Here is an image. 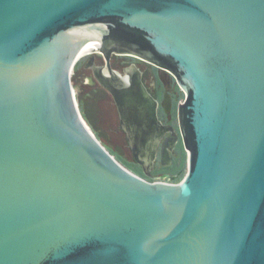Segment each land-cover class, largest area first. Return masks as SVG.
Here are the masks:
<instances>
[{
  "label": "water",
  "instance_id": "95a60500",
  "mask_svg": "<svg viewBox=\"0 0 264 264\" xmlns=\"http://www.w3.org/2000/svg\"><path fill=\"white\" fill-rule=\"evenodd\" d=\"M107 45L184 93L179 183L132 173L83 119L73 73ZM0 264H264V0H0Z\"/></svg>",
  "mask_w": 264,
  "mask_h": 264
},
{
  "label": "flooded vegetation",
  "instance_id": "af4514ba",
  "mask_svg": "<svg viewBox=\"0 0 264 264\" xmlns=\"http://www.w3.org/2000/svg\"><path fill=\"white\" fill-rule=\"evenodd\" d=\"M93 50L82 56L73 73V78L83 86L82 103L91 107V116L93 107L110 101L115 112L118 139L125 144L119 153L133 159L137 170L142 172L141 178L151 182L168 181V177L177 175L174 173V163L182 142L178 119L180 103L177 88H180L175 77L170 71L139 56L116 53L108 45L104 49ZM123 91L136 102L135 117L128 110L119 108L118 98ZM171 128L177 131L179 141L172 165L161 167L162 146L171 139ZM156 141L159 144L152 168L145 161L144 154H154L151 149L147 151L146 146ZM145 173H150L151 178Z\"/></svg>",
  "mask_w": 264,
  "mask_h": 264
},
{
  "label": "rangeland",
  "instance_id": "374dc122",
  "mask_svg": "<svg viewBox=\"0 0 264 264\" xmlns=\"http://www.w3.org/2000/svg\"><path fill=\"white\" fill-rule=\"evenodd\" d=\"M72 81L82 117L90 127L92 132L95 134L97 139L106 147L107 150L112 149L113 151L117 152L116 154H114V157L125 168L138 176H142V172L137 170V166L132 158L126 156V160H123L120 157L122 155L118 153L119 150L124 148L125 144L122 143V141H119L116 133L117 128L115 123V112L112 103L110 101H104L99 107H93V115L90 116L89 110L91 109V107H89L88 105L85 106L81 101V96L83 95V86H81L82 84H80L74 78L72 79ZM87 118L90 120V123ZM98 135L101 137L100 139ZM179 150L180 155L182 154V160L179 166L174 163V173L180 175V180H182L187 172L186 168L188 164V154L185 151L182 142H180Z\"/></svg>",
  "mask_w": 264,
  "mask_h": 264
},
{
  "label": "trees",
  "instance_id": "16d2710c",
  "mask_svg": "<svg viewBox=\"0 0 264 264\" xmlns=\"http://www.w3.org/2000/svg\"><path fill=\"white\" fill-rule=\"evenodd\" d=\"M177 90H178V92H179V97H178V102H181L182 100H184V98H185V95H184V93L183 92H181L178 88H177ZM87 120L89 121V123H90V120L87 118ZM94 128V127H93ZM95 131H96V129H95ZM99 136V135H98ZM101 137L99 136V139H100ZM113 156H114V154H116L117 152H115V151H113L112 149L111 150H108ZM119 153V152H118ZM185 153V152H184ZM120 154V153H119ZM120 155H122V154H120ZM182 155V154H181ZM181 155H180V150H178V157L176 158V160H175V163L179 166L180 165V163H181V160H182V157H181ZM123 160H126V157H124L123 155L122 156H120ZM138 176V175H137ZM140 177V176H139ZM181 180H180V178H179V180H178V183L180 182Z\"/></svg>",
  "mask_w": 264,
  "mask_h": 264
},
{
  "label": "built area",
  "instance_id": "2783aa9c",
  "mask_svg": "<svg viewBox=\"0 0 264 264\" xmlns=\"http://www.w3.org/2000/svg\"><path fill=\"white\" fill-rule=\"evenodd\" d=\"M155 182H165V183H169V181H162V180L161 181H155Z\"/></svg>",
  "mask_w": 264,
  "mask_h": 264
},
{
  "label": "bare ground",
  "instance_id": "6f19581e",
  "mask_svg": "<svg viewBox=\"0 0 264 264\" xmlns=\"http://www.w3.org/2000/svg\"><path fill=\"white\" fill-rule=\"evenodd\" d=\"M82 56H83V55H81V59H82ZM81 59H80V60H81Z\"/></svg>",
  "mask_w": 264,
  "mask_h": 264
},
{
  "label": "clouds",
  "instance_id": "9594fccd",
  "mask_svg": "<svg viewBox=\"0 0 264 264\" xmlns=\"http://www.w3.org/2000/svg\"><path fill=\"white\" fill-rule=\"evenodd\" d=\"M178 183V182H177Z\"/></svg>",
  "mask_w": 264,
  "mask_h": 264
}]
</instances>
